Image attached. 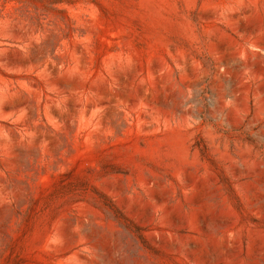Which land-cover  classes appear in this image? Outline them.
<instances>
[{
    "label": "rangeland",
    "instance_id": "374dc122",
    "mask_svg": "<svg viewBox=\"0 0 264 264\" xmlns=\"http://www.w3.org/2000/svg\"><path fill=\"white\" fill-rule=\"evenodd\" d=\"M0 264H264V0H0Z\"/></svg>",
    "mask_w": 264,
    "mask_h": 264
}]
</instances>
